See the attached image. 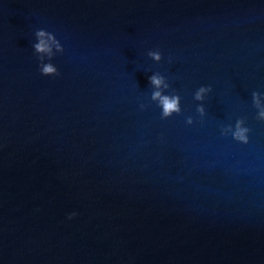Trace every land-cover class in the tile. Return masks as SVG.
Returning <instances> with one entry per match:
<instances>
[{
  "label": "water",
  "instance_id": "1",
  "mask_svg": "<svg viewBox=\"0 0 264 264\" xmlns=\"http://www.w3.org/2000/svg\"><path fill=\"white\" fill-rule=\"evenodd\" d=\"M261 110L264 0H0V264H264Z\"/></svg>",
  "mask_w": 264,
  "mask_h": 264
},
{
  "label": "clouds",
  "instance_id": "2",
  "mask_svg": "<svg viewBox=\"0 0 264 264\" xmlns=\"http://www.w3.org/2000/svg\"><path fill=\"white\" fill-rule=\"evenodd\" d=\"M36 34L39 37H44L46 35V32L44 30H38ZM47 35H49L50 39H54V36L52 33H47ZM57 47L60 48L59 43H57ZM34 48L39 52L50 51L48 44L43 39H41L39 41V43H36L34 45ZM151 55L157 60L160 59L159 53L154 52V53H151ZM41 71H42V74L48 75V74L56 72L57 70L52 64H46L43 66ZM149 80H150L151 84L155 85L157 88H159V86L162 83V78L158 77L157 75H152L151 77H149ZM165 87H167V85H165ZM206 91H211L210 85L209 86H201L199 88V90L195 93L194 98L196 100L203 99L202 94L205 93ZM253 97H254V100L256 101V103L258 104V100L256 99L257 94L255 92L253 93ZM152 99H154V100L158 99L159 100V103L162 106V110H163L162 111L163 117H168L173 112L179 113L181 111L180 106H179V100H180L179 96L162 95L160 91H155L152 94ZM198 111L203 112L204 111L203 107L202 106L198 107ZM259 118L264 119V110H261V112L259 113ZM187 123L188 124L192 123L191 117L187 118ZM240 123H241L240 121L237 122V130L233 135L238 141H242L246 144V143H248V136L245 133H247L249 131V129L240 127ZM74 215H76V213H74V212L71 213L69 218H71Z\"/></svg>",
  "mask_w": 264,
  "mask_h": 264
}]
</instances>
